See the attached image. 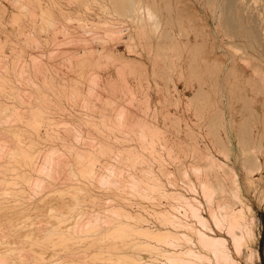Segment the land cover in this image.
I'll return each mask as SVG.
<instances>
[{
  "label": "rangeland",
  "instance_id": "374dc122",
  "mask_svg": "<svg viewBox=\"0 0 264 264\" xmlns=\"http://www.w3.org/2000/svg\"><path fill=\"white\" fill-rule=\"evenodd\" d=\"M42 1H43V3L45 2V4H47V2H49V0H42ZM56 1L58 2L59 7L55 6L54 11L58 16H60L59 15L60 14L59 9L61 10V8L65 9L64 11H66V12H67V10L69 11L68 15L72 16V17L70 16V18L73 19V16H74V19L71 22H70L71 19H67L68 20L67 21L64 18H62L63 25H62V23L58 24L59 27L63 26L62 27L63 29L67 28L66 31H68V33L65 32V29H64V31L62 30V31L56 33V35L53 32H47L46 31L47 32L46 33L44 31H42V32L38 33V36H36L37 33L35 36L31 35L32 36V38H31V36L29 35L30 34L29 32L31 31V29L33 27L31 21L30 20L28 21L27 19H23V20L21 19L20 21L19 20L16 21L17 24H15V22H12V21H15V14L13 12H15L16 14H19L20 11H18V10H20V8L18 10H16L18 7L15 4H12V3L10 4V3H8L9 1L7 2V0L6 1L0 0V4H6L8 6V8L6 6L5 12H2V13L0 12V17L2 15V18L0 19L1 20L0 24L1 23L5 24V25L1 24V26H0V38L2 40L8 38L7 46L4 49L5 52L3 53V55H0L2 57V58L0 57V60L1 59L5 60L4 58H6V55H7L6 59L9 61L13 60L14 58H16V60L19 58L18 60H21V61H24L25 59H29V58L31 59V57L32 58L33 57L39 58L40 54H42L39 51L44 50L41 52H44L43 56L45 55L44 56L45 58H43L42 55H41L42 58L41 57L40 58L42 60H45L44 63L46 65H49V63H51L50 60L52 59V56H54L53 58L55 60L53 59L52 63L55 66H57L58 72L56 71L57 69L54 65H53V67H52V65H50L51 66L50 68L53 70V72H51V73H55L54 75H56V73L58 74V76L56 75V78L58 79V81L61 82L62 80L64 81V79L67 81L68 79L71 78L68 81L69 82L71 81V83H73V78H76V76H74L76 72L75 71L72 72L70 66L75 65L73 63L77 62V58H76V60L74 59L75 61L73 60V58L78 57V56L74 57V55H76L78 53L83 54V52H84V50L82 52V49H84L83 46H84L85 42L82 43L84 40L81 41L83 46H81V43L79 42L80 39L82 38V37L80 38V35L81 36L83 35L85 38L88 37L87 39L89 40V42H87V43H89V44L92 43V45L97 48V50H95V48H93V46L90 44L91 49L93 48V50L96 51V54H97V57H96V55H94V58H93L94 61L92 60L93 62H95V65H96L98 59L102 60V61L99 60V62L101 61V63H104V64H105V62L107 63L106 59L104 60V51L106 49L107 50L105 51V53H107V54L109 53V51L110 52L112 51L114 54L115 53L118 54V59L115 61L113 58L115 55H112L111 53H109V56H110V54L112 56L111 61L114 62V65L116 63V66H118L117 65L118 63H121V62L123 63V61L127 62V60L128 61L132 60L130 62H133V59H134L135 63L139 62L138 64L144 65L147 69V71H146L147 72V78L143 77L144 90L143 89L141 90V88H139L136 91V93H137V100L136 101L138 102L137 103L138 106H134L135 108L133 107L132 103L129 104V102H126V100H124L125 102L123 101V103H122V101H121L122 98L118 100V98L120 96L121 97L124 96L123 93L120 94V93H117L119 91H117V92L114 91V93H116L115 94L116 97L113 96V94H114V93L112 94L113 91L111 90L112 91L111 92L108 89L109 83L107 84L108 86L105 84V83H107L106 80L100 81L99 83H103V84L98 83L99 87H98V89L96 88V90L100 92V90H102L100 88L101 86H103L104 84H105V86H107V87L104 86V88L102 87L103 90L101 91V94H103V97L105 96V98H102V96H100V100H99V99H97V97L99 98V96H97L96 94H94V96H96L94 98L91 95H93V93H96L95 90L93 91V88H95V86L97 87V85H96V83H94L95 86L93 85V87H92V85H91V87H92V89H91L90 84H92V83H90L87 80V78H83L84 80H87V82H88L87 86L85 83L86 81L84 82V80L82 79V81L85 84L82 82L81 83L82 86L80 89H84V90H82L83 91L82 95H84L83 93L86 90L85 93L87 94V91H88V94H90V97H92V98H90L89 95H85L88 97V99L89 98L92 99L88 103V105L91 104V105H89L90 107L89 106L85 107L88 110L85 109L84 107H82V105L79 103L70 102L67 97H63L60 100V102L58 104V105H60V107H56L53 104L51 106H53L54 108L56 107V109H54L53 113L56 114V117L58 120H65L69 123H75V124L77 123L75 125V127L81 126L82 129H81V127H80V129H81V132L83 131V134L89 135V132H90V135H92V137L93 136L94 137L98 136V138L101 137L102 141L106 140L104 142H106V143L108 142L107 145L109 143H111V146L110 145L109 146L114 148V150H113L114 153H115V151L122 150V149H120V148H122V144H123V150H124V148L128 147L126 145L127 141L124 139V137H126V136L123 137L122 134L124 132L128 133V130L127 131H125V130L130 128L131 126H129L127 128L126 127L123 128V129H125L123 131H121L122 129H112V131H110L111 129H109V131L107 129L108 133L109 132L111 133L110 135L108 133H106L107 135L105 133H100V135L98 134L96 136V134L98 133L97 127L95 128L94 125L92 126L91 122L90 123L85 122L86 123L85 124L84 123V121H85L84 119H86V118H84L85 115H86V117L89 116L90 119L97 117L96 120L99 119V121H102V119L100 120V118L103 117L104 114L105 115H104L103 119L104 118L106 119L108 116L110 118V115L113 114V112L115 113V111H113V109L115 108L114 106L117 105L116 108H118V107H120L121 104L124 106L125 103H127L128 105L127 104L126 105L130 106V110L132 109L134 111L135 115L137 114V115H139V117L141 115L142 117H144L146 123H149V124H151V126H154V127L156 126L157 128L163 130L165 133L164 136H167V138L169 139V143L170 144L174 143V152L168 151L162 145V141L159 140L160 137H158V136H156L158 138V140H157V138L154 137L155 138V145H153L151 150H149L151 147V144H150V146L149 145L146 146V144H147V141H148V144H149V142H151V141H149V139L151 140L150 137H147L148 140L147 141L144 140V143H140L141 141L138 140V138H139V136L137 135L138 133H136L134 135L135 132L132 130V127H131V129H129V131L131 130L132 132H134L133 134L131 132L132 137L129 134L124 133V135H127V137H126V139L128 138L127 140L133 141V139L130 140L129 137L134 138V141L133 142L131 141L132 143L131 142L127 143L128 145L131 144L129 146V148L131 146L133 148L136 147L134 149L136 151H138L137 155L140 154V156H142V157L132 156V157H139V158H135L136 161H137V159L139 161L134 162V163H137V167H133L134 169L130 165L134 161V158H131L128 156H127L128 158H126L125 155H122L124 158L122 156L120 158H118V157H116V155L112 154V152H108L105 154L102 153L103 155H101V152L92 148L93 146H87L88 144H91V145L93 144V142L89 143L91 141L90 139H88L89 142L85 139V141L83 140V142L81 143L80 141L77 142L78 139H76L77 141L74 139L73 134H71V137H70V135L67 137L70 138L69 141L71 140L75 144L77 142L76 146H78L80 148L85 147L86 151L88 149L92 152L94 151L95 154L94 153L93 154L96 156V158L99 157V154H97L96 152H99L100 157L96 160V168L100 172L104 171L103 172L104 174H109L108 173L109 172L108 167L106 168L104 165H108V163H109V165H111L112 163H115V160L117 158H118L117 160L119 161V164H117V161H116V163H115V164H117L116 170L122 169L121 167H123L124 169H122V171L124 173H127V175L129 174L128 176H130V174H131V176H130L131 178L134 176V174H136L135 176L138 179H140L141 177L142 178L145 177L144 175H146V173H145L144 168H148L150 166L151 167L150 169L155 176L153 174L148 173V175H146V177L149 180L151 179L152 176L155 177L157 180L159 179L160 184L161 185L163 184L162 188H164L163 190L165 192H164V195H163V193H160V195H159L158 191L153 190L154 192H152V194H153V196L155 195L153 197V200H151L152 196H149L148 192H147V196H149V198H145L146 194L144 195V192L141 191V188L145 189L148 187L145 186V188H144V185L142 184L143 182H141V184H140L141 187L139 186L138 189L135 188V190H137V191H135L133 188H132V190H129L131 187L129 188L128 186H126V187H128V189L126 187H124V188H126V190L122 188V191L123 190L126 191V192L123 191V193L127 195V198H124L125 195L122 194L121 185L123 186L125 182L127 184V182H129V180H131V179L127 178L126 174L123 175L124 176V179H123L124 181L122 182L123 184L121 183V185L119 186L120 183L119 184L115 183V184H118L117 186H119L118 190L116 189L117 186L114 183H113L114 188H113V186H111L112 183L110 185L108 183L107 186L110 187L109 189H103V188H108V187H105L106 184H104V187H103V185H102V187L101 186L98 187L100 184V182L98 180H97L98 182L94 180L97 183L91 182L90 184H94V185H92V187H89L88 183L87 184L83 183V181L85 182V180L83 177H82L83 178V180H82L80 176L77 179L75 178V180H73V182L74 183L77 182V184H76V186H75V184H74V186L72 185L73 186L72 187L71 185L68 186L64 183L66 180L65 181L62 180V179H65L66 178L65 176L68 175V173H67V175L64 174V172L68 170L67 168H65L67 170L63 169L65 171L64 172L62 171L63 175H61L62 176V179H60L61 183H59V184L56 183L55 185H52L51 188L47 187L44 189L45 191L42 188L41 190L38 191V194H37V191L34 190V191H36L35 193L37 196L35 195V193H34V196L32 195L33 189L30 188V186H29L28 190L30 189V191L28 192L26 189L25 190L26 194L21 199L15 200L14 195L10 191L11 189L9 190V189H5V188H0V194H3V191L6 192V194H7V195H5V193H4V195L2 196L3 198L1 199V200H3V204L0 207V210L2 211V212L0 211V226L2 224V229L5 231L2 232L1 227H0V238L2 239L3 238L2 236H4L3 233L7 232V230H8L7 226L8 225H15L18 228V230H17V228L15 229L16 231L13 230L14 232L11 231L13 234H15V236L13 234H11L12 236L11 235L5 236V240H10V241L13 240V241H11L12 243L15 240H16L15 243H17V241H19V242L22 241L21 235L24 236V234L26 233V229H28V228H30V231H32L31 233L33 234V236L37 235L36 238H41L43 235L40 231H45L44 226H45V229H46V227H49V226L52 227L53 226V224H52L53 221L51 222L49 219L50 215H52V213H51L52 211H50L51 209L52 210L54 209L55 213L60 210L59 212L61 213V216H58V218L60 217L59 225L61 224V226H65V225H67V223H70L71 221H73V223L71 222L68 225L71 226L74 224L73 226L75 228L76 226L78 227L80 225V223H83L84 220H85L84 222H86V219H87V221L93 220V219L95 220L96 218H94V217H96V215L94 216V214H92L93 219H89V220H88L89 216H87L88 212H90V211L92 212L94 210L96 211V212L94 211V213L97 214L98 217L100 216L99 215L100 213H101L102 217L103 216L105 217L107 215L106 216L107 218L105 217L107 220L101 218V220H103V222H106V221L112 222V220H114L115 223L118 221L121 222V218L124 215L119 216L121 218L118 219V221H115V219H113V218H115V216H117L116 214H114V212H115L114 210L111 211V209H109V208H111V205H113L112 208L113 207H116V209L117 208L120 209L121 207L126 208V209L121 208L120 210H124L125 213H126V211H130V212H128L129 214H135V215L141 216V218H143V219L140 218V220H138L139 221L138 225H139V227L144 226V228L141 227L144 230H146V228L148 227L147 228L148 231H151L153 229V231H151V232L153 233V232H155L154 230H156L155 233H157L159 231L160 232L165 231L166 228H167V230H169L172 227L173 229H170V231L173 230L172 233H175V230H176V233L180 230L182 231V233L184 232V234H179V232L177 233L180 235V238L182 237L181 238V241H182L181 247L182 248H180L178 246L180 249L177 246L175 249L174 247H172V245L170 243H168V245H166L165 242H162V241L158 242L157 238L154 237V235H153L155 233L148 235V237H147V235H145L146 237H143L142 234L141 235L139 234V236L138 235L134 236V239L136 241H138V242L142 241V244L144 241V243L146 242V243L150 244V246L147 244H146V246L145 245L143 246L142 244L140 246V244H137V243H133L132 245L131 244L126 245V244L133 242V241L127 242V243L122 242V241H118V242H121L122 246L126 247V248H122V246H120L121 245L120 243H119L120 245H118L116 247L118 249L116 251H118L119 253L121 252L122 255H125V256H123V258L121 257V254L119 255V257L122 259V261H119V262H121V264H198V262H199V264H201V261H199L200 257L197 258L195 256L196 259H198V262L197 261L195 262L194 261L195 257L193 255L192 256L194 258L191 256L192 257L191 259H193V260L189 261L188 257H190V256L187 254L188 255V257H187V255L185 256L184 254H182L188 248L195 247L194 245L197 246V244H194L192 246L193 243L191 242V244H190V241H189L190 237L194 235L192 230H190L189 228L184 227V226H180V225L173 226L174 224H171V223L169 224V222H167L166 220H163V218H164L163 215L168 212V210H165V209H169V210H171V211H169L170 213H173V214L175 212L178 213L177 214L178 216L175 218L176 220H178L179 216H180L179 217L180 221L188 220L189 219L188 216L183 217L180 215V214H182V207L180 205H179L180 207L177 206V204L179 202L180 203L184 202L186 200L185 198H187L189 200H191V199L200 200L201 204L203 206L202 208L204 210L208 206L207 202H206V198L205 199L203 198L204 193L202 191V188H200L201 186L199 187V185H200L199 181L201 178L200 175L203 176V173L197 172V174H196V172H194L192 170V169H194V168H192V164H196L197 166L202 165L201 169L205 171L206 167L204 168V166H203L206 163V159H207L205 157V152H206L205 149H206V145H210L211 151L213 152V154L216 155L218 162H220L219 165H216L217 169H215L214 172L217 171L219 173L218 177L220 179L224 180L225 185H226L225 187L227 188L225 191H223L221 193L218 192V194H222L223 196H226V197H223L222 200L223 201H230V203L233 204V207L236 210H239L242 208V210H241L242 215L244 216V218L247 221L249 220V222H250V228L251 229L249 228L247 230L251 231L252 233L248 232L249 233L247 236L248 238L242 247L243 252L240 253L241 252L240 251L239 255L237 253H235L236 261L237 262L239 261L238 264H264V104H263V102H264V78H261L260 76L254 74L252 67L250 65H248L246 62L247 59H245V62H244V57H246V53H244V52H252V53L256 52L258 54V52L256 50H254L255 48L264 52V46L251 43V38L248 35V31H250L254 27H260V28L262 27L261 29L264 31V0H249V1L248 0H212V3L209 2V0L208 1L207 0H160L161 6H164V9H163L164 21L162 23H163V27H165V29L167 31V35L164 34L163 36H160L157 31L155 32V28H154L155 25L152 21L151 22L146 21L147 24L149 22L150 23L148 25H146V29L144 30V34L139 36L137 31L134 29V27L137 25V24H135L136 22H133V20H131V18L129 16V11L127 9L120 8L116 5L117 0H115V1L114 0H109V1L104 0L106 2L105 9H103V7H101L94 0H92L93 2L90 0H84V1L83 0H56ZM133 1H135V0H133ZM146 1L151 2V3L153 2V0H146ZM10 2H11V0H10ZM50 3H51V0H50ZM87 3L89 4V7H87L85 5ZM113 3H114V5H113ZM110 4H111V6H110ZM228 5L231 6V9L229 8ZM13 6L14 7L16 6V9ZM30 9L34 11V9H32V7H30ZM228 9H230V11ZM6 12H8V13H6ZM70 12H72V14H70ZM4 13H6V14H4ZM253 13H254V15H253ZM32 15H35L36 17L35 16L34 17L38 20L37 14H32ZM232 16H233L234 20H232V22L229 23L228 19L232 18ZM257 16L259 18V22H258ZM25 18H27V17L25 16ZM78 18L80 21L78 20ZM6 19H7V21H6ZM199 19H200V22H199ZM102 20H104L103 21L104 24H103V22H100ZM106 22L111 23V25L113 26L112 28H115V29L119 28L118 30L121 29L120 31H122V32H121V38L120 39L112 38L110 36L106 37L108 35V33H107L108 28L107 27L109 26L108 24L105 25ZM207 22H209V23H207ZM95 23H97V24H95ZM99 23H101V24L99 25ZM66 24L68 27L66 26ZM152 24H153V26H152ZM196 24H198L197 25L198 27L201 26V27H205V29H207L206 35H207L208 39L210 40L209 45L201 47V48H203L202 52H204V51L209 52L212 49V53H210L209 58L215 59L213 54H214V52H216L219 55V58L222 59V64L210 63V65H207L205 62H202L201 68L200 67L198 68V70L200 72H197V73H199V74L197 75L196 71L193 74V73H191L192 67L190 66V58H193L195 55L193 53L187 52L186 57L184 59V63H182V64H184V70H185L186 74L184 77H180L179 71L177 70L178 68H174V66L171 63V60L173 59L171 56L176 51L175 50H174V52L171 51L172 48L170 46H171V43L173 42V39H172V37H170V35L172 33H174V34L181 33V32L185 33L184 31L187 29L188 31H190L191 40H194V38H195L194 29L196 27ZM18 25L24 27V30H23L24 33H22V35L18 34V33H20V31L17 29V27H19ZM4 26L7 28H5ZM64 26H66V27H64ZM98 26H100V27H98ZM104 26H105V28H104ZM110 26H109V28H110ZM148 26L150 27L151 30L149 29ZM94 27H96L95 32H93L94 31L93 29H95ZM97 27H98V29H97ZM201 27H199L200 30H202ZM226 27L228 28V31H227ZM90 28H92V29L90 30ZM100 28H102L101 31H100ZM103 28H104V30H103ZM89 30L92 31V32H90V34H89ZM105 30H107V31L105 32ZM69 31L71 33H69ZM63 32H64V34H63ZM96 32H99V33L102 32V34L104 32L105 34L107 33V35L96 34ZM134 32H135V35H134ZM91 33L95 34L96 36L101 35V37L104 38L103 41H102L100 36L99 37L97 36V37L91 39V37H94V36H91ZM39 34H40V36H39ZM71 34H73V35L76 34V37L74 36L75 38H77L79 36L77 38L78 40L77 39H74L75 41L73 39L70 40L69 38L73 37V35L71 36ZM227 34H229V35H227ZM66 35L69 38L68 37L66 38ZM168 36L170 38H168ZM28 37H30L32 39V40L30 39L31 42L34 39H36L38 42V38L40 37L39 42H38L39 46H38V43L36 42V40H34V43L32 42L33 46H30V45H32V43L30 44L27 41L29 39ZM33 37H34V39H33ZM52 37L55 39V41H57V42L60 41V44L57 42L54 44L55 41L52 39ZM89 37H90V39H89ZM105 38H107L108 40L107 39L105 40ZM65 39H67V41H69V42L72 41L73 44L72 43L68 44L67 41L65 42ZM62 40L66 45L62 42ZM130 40H132V41H130ZM40 41H42V43ZM101 41L103 43H101ZM106 41L107 42L109 41V42L106 43ZM228 41H232V42L236 43L238 45V47L240 46V47H242V49L239 48L240 51L239 50L237 51L238 48H235V47H234L235 49H232L231 45H228L227 43H225ZM75 42L77 44L79 43L80 46H79V44L76 46ZM104 42H105L106 47L104 45ZM132 43L136 44V45H133ZM34 44L35 45L37 44V46H34ZM61 44H63V45H61ZM89 44H87V45L90 46ZM53 45H55V46H53ZM59 45H61L62 47H60ZM103 45H104V49L106 48L105 50L103 49V47H101ZM232 45H234V44H232ZM50 47L51 48L53 47L52 48L53 50ZM56 47H58L57 49L63 48V51L60 49H59L60 50L59 52H58V50H54ZM80 47L82 49H80ZM164 47L166 48V50H164ZM48 48H50V49H48ZM70 48H73V51H76V49H77V52H78V53L72 52L73 53L72 59H71V54L66 52L67 49H68V51L69 50L71 51L72 49H70ZM101 48L103 49L102 52H101V50H102ZM169 48H170V50H169ZM161 49H163V50L161 51ZM167 49H168V51H167ZM49 50H51L54 53V55L50 54V56H49V54H47L49 52L51 53V51H49ZM15 51H19L23 57H16ZM38 52L40 54H38ZM61 52L63 53L62 54L63 57L61 56V54H59ZM97 52H99V53H97ZM100 52H101V54H100ZM239 53L241 54V56L243 55L242 56L243 60H242V57L239 56ZM32 54H34V55H32ZM68 54H70V56ZM94 54H95V52H94ZM98 54H100V56ZM36 55L39 57H36ZM64 55L65 56L67 55L68 58L65 57ZM200 55H201V53H200ZM200 55H198V57ZM106 56L107 55H105V58H106ZM162 56H163V58H162ZM169 56H170V58H169ZM79 57H80V55H79ZM79 57H78V59H79ZM115 57H117V55ZM46 58H48L47 60L49 62H47ZM65 58H66V60H65ZM69 58L72 60V62H71V60H69ZM121 58H122V60H121ZM95 59H97V60H95ZM109 60H110V58L108 59V63H107L108 67L106 68L105 66H103L104 65L103 64V65H101V66H103L101 68V70H103V71L105 70V74L108 77H110V76L116 77V75H117L116 69L117 68L115 69L116 66L114 67V65H112L113 62H111V65H109L110 64ZM9 61L5 60L4 61L5 63L0 61L1 62L0 72H2L4 70V68H2V67L6 68L2 72L3 73L2 76L5 74L6 70H7L6 73H8V72H10V73L5 74V75L10 76L12 79H13L12 74H14L16 79L14 78L12 82H11V79H9V82H11L13 85H15V84L19 85L18 90H23L25 88L23 90V92L26 93L25 95H26V97L28 96L27 98H29L30 96L33 97L35 95L34 94L35 88L31 85L28 86L25 79H24L25 81H22L23 79H20L19 76L16 75L17 71H16V73H14L13 70H9V68H7L10 65L8 63ZM17 61H16V63H17ZM69 62H70V65H69ZM261 62L262 61L254 59L252 61V64H254V63L255 64H261ZM2 63L6 64L7 66L2 65ZM19 63H20V61H19ZM66 64H68L69 66ZM169 67H170V69H169ZM64 68H65V71H64ZM18 70H19V68H18ZM115 71H116V73H115ZM0 75H1V73H0ZM62 75H64V76H62ZM8 76H4L6 81H8L7 80ZM59 77H60V79H59ZM108 79H109L108 80L109 82L111 80H114V79H110V78H108ZM14 80L16 83L14 82ZM63 81L61 83L64 85L66 83V81L65 82H63ZM68 81H67V83H68ZM104 81H106V82H104ZM147 81H148V83H147ZM200 82H206V83H204V87L208 90L209 95H207L206 93L205 94L203 93V96L202 95L198 96L199 95L198 91L201 89ZM187 83H189V84L191 83L190 86H187ZM24 84H26V86H24V88H23ZM83 84H84V88H83ZM173 85H174V87H173ZM20 87H21V89H20ZM145 87H146V89H145ZM174 88H175V90H174ZM29 90L34 91V92L33 93L27 92ZM89 90L93 91V93L91 94V91L89 93ZM105 90H107V92L108 93L110 92V93L109 94H107V92L105 93L104 92ZM97 94H99V93L97 92ZM145 94L147 96H145ZM106 95L107 96L110 95L111 98L113 97V99L112 100H111V98L108 99L109 97L107 98ZM114 97H115V99L120 101L119 105H118V103L117 104L114 103V100H115ZM2 98H4V96H2ZM6 99H8V101H10L11 103H14V101H17V99H15V98H6ZM93 99H95V101L103 100L102 103L101 102H95V103L93 102L94 104L98 105L99 108H101V106H106L105 101L107 99L109 101H113V102H111V106L113 104L114 108L109 107L110 102L108 101L109 105L106 106V108H104V112H103L104 114L102 115V111H103L102 109L103 108L101 109L102 111L99 108H97V110H95L96 105H94L91 102V101H94ZM123 99H124V97H123ZM117 100H115V102H117ZM175 100H176V102H175L176 105H174ZM146 101H148V103H146ZM28 103H29V101L27 103H24L23 105L28 106ZM15 104H20V103L17 101V102H15ZM131 105L133 108L131 107ZM134 105H136V103ZM145 105H147V106H145ZM91 106H93L94 108H91ZM144 106H145V108H144ZM255 106H258L259 113H253V108ZM148 107H150V108H148ZM116 108L114 110H116ZM146 108L149 110H147ZM92 109L94 110L93 112H92ZM128 109H129V107H128ZM90 110H91V112H90ZM106 110H107V112H106ZM132 110H131V114L133 113ZM87 111H89V112H87ZM109 112H111V114H109ZM100 114L102 116L99 117L98 115H100ZM91 115L94 117H91ZM136 116L134 117V119H136ZM142 117L140 119L143 120ZM109 118H107L106 120H108ZM138 118L134 121H137ZM178 118H181V119L179 121H176L175 119L178 120ZM92 120H95V119H92ZM78 123H80L81 125ZM82 124H84V125L82 126ZM78 129H79V127H78ZM84 129H85V131H84ZM88 130H89V132H88ZM117 130H120V131H117ZM92 132H94V133L97 132V133L94 134ZM120 132H121V134H119ZM113 135H114V138H113ZM115 135H117V137ZM121 135H122V137H121ZM109 136L113 139L110 138V140H109ZM133 136H136V137H133ZM151 136L153 137V135H151ZM120 137H121V139H120ZM40 138H41V140H43V142L40 143V145H42V146L45 145L46 143H48V145L50 143H52V141L50 142V140L47 139V138L51 139V137H46V132H45L44 126L41 127ZM135 138H137V141H135ZM141 138H140V140H141ZM218 138H219V140H218ZM57 140L58 139H56L55 142H58V146H60L61 142H59L60 140H58V141ZM107 140H109V141H107ZM113 140H114V142H111ZM221 140L223 141V143ZM158 141H160V142H158ZM220 141H221V145H220ZM134 142H137V143L134 144ZM159 143L161 146H163V148L161 146L159 147ZM194 143L196 144V146H199V148H200L198 151H196V153L194 152ZM217 143H219V144H217ZM117 144L118 145L121 144L120 146H118L119 147L118 149H116ZM157 144H158V146H157ZM138 146L139 147L141 146V149L145 148L143 152H145V150L148 149L151 152V154L154 153V154H152L153 156L152 155L150 156V152L148 150H146V152H145L146 156L144 153V157H143V155H141V154H143V152L140 151V148ZM137 147L139 150L137 149ZM221 148L223 150H225V152H226L225 154L224 153L222 154L219 152V150ZM61 151L63 152V149ZM155 151H156L157 155L155 154ZM110 153H111V156L109 157ZM67 154H68V158H67V155H66V158L68 160H70V159L75 160L69 152ZM158 154H159V156H158ZM69 155L72 158H70ZM113 157H116V158H113ZM253 157L259 158V160L261 161V163L263 165L261 166L260 170H254L252 172L250 170V172H251L250 173L248 171L249 169H247V166L249 167V164L251 163L250 160ZM110 158L114 159V161ZM121 158H123V162H122ZM148 158H151V159L148 160ZM126 159H127V163L125 162ZM129 159H131V160H129ZM152 159H154V161ZM155 159H156V161H155ZM68 160H66V161H68ZM129 161H130V164H129ZM248 161H249V163H247ZM121 162L124 165L120 164ZM118 165H120V166H118ZM128 165H129V167H128ZM104 167L108 170H106V169L104 170ZM136 168H137V170H136ZM141 168H143L144 170H141ZM146 170H147V172H151L148 169H146ZM183 170L184 171L187 170V173H186L187 175H185L184 172H182ZM106 171H107V173H106ZM118 171H121V170H118ZM12 172L14 173V171H12ZM198 173H200V174H198ZM174 182L176 185L174 184ZM96 184H98V185H96ZM14 185H17V186H14ZM14 185L13 184L9 185V188L15 187L18 190H20V188L23 187V185H24L23 188H25L26 186L28 187V185L25 183L24 184H14ZM77 185H79V186H86L87 185L86 187L90 188L89 193L90 194L92 193L91 195H94L97 199L94 196L92 198V197H89L88 195H86L84 190L74 188V187H77ZM193 185L195 187H193ZM42 190H43V192H41ZM146 190L151 192L152 189H150V190L146 189ZM166 190H167V192H166ZM116 191L117 192L120 191L121 193L119 194ZM177 191H179V192H177ZM139 192L141 194V197L139 195ZM201 192H202V194H201ZM75 193L81 194L83 196L82 199H84V198H86V199L81 200V201H80L81 197L76 199V197L74 196ZM137 193H138V195H136ZM30 194L32 196H30ZM116 194L118 197L116 196ZM121 194L123 196L119 197ZM218 194H216V195H218ZM8 195H10V196H8ZM81 195H79V196H81ZM85 195H86V197H85ZM142 195H144V197H142ZM157 195H159V196L156 197ZM162 195H163V197H162ZM178 195H180L182 197H180ZM98 196H99V198H98ZM167 196L171 197L172 199L171 198L169 199V197H167ZM174 196H176V197H174ZM183 196H185V197H183ZM27 197H29V198H27ZM101 197H102V199H100ZM128 197H129V199H128ZM7 198L10 200H7ZM108 199L113 200V201H110ZM176 199H177V201L179 200V202H176ZM104 200H105V203H104ZM106 200H107V202H106ZM72 202H74V203H72ZM17 203H18V207L16 206ZM115 203H117V206L115 205ZM92 204H94V205H92ZM105 205H106V207H105ZM118 205L119 206L123 205V206L118 207ZM53 206H55V208H53ZM76 206H78V207H76ZM173 206H175L176 208ZM24 207H25V210H24ZM248 207H249V210H247ZM27 208H28V210H27ZM49 208H51V209L49 210ZM56 208L58 209L57 211L55 210ZM79 208H80V210H79ZM174 208L177 209V211H172V210H175ZM83 209H86V213H85V210L83 211ZM48 210L51 214L48 213ZM179 210H181V211L179 212ZM82 211L85 213V215L86 214L87 215L85 216L83 213L80 214V212H82ZM36 212H37V214H36ZM39 212H40V214H39ZM112 212H113V217L111 215ZM159 212H161V215L163 217L160 215ZM162 212L164 214H162ZM115 213H117V212H115ZM176 213H175V216H176ZM183 213L185 214V212H183ZM48 214H50V215H48ZM82 214L84 215L83 218L79 219L82 217ZM103 214H106V215H103ZM184 214H182V215H184ZM22 215L30 216V217L25 216V217H27V219L25 218L26 219L25 221L27 224L34 222L33 226L31 223V225H30L31 227L26 226L28 228H26V229H25V227L23 228V225L25 226L26 223L25 222L22 223V221L24 219L23 217H21ZM37 215L38 216L42 215V216L36 217ZM63 215H64V217H63ZM89 215H91V213H89ZM109 215L112 217L111 218L112 220H110V219L108 220V218H110ZM169 215L170 214H168L167 216H169ZM52 217H51V220H54L55 218L57 219V216L53 215ZM65 217H67L66 218L67 222L64 221ZM61 218L63 221H61ZM89 218H91V217H89ZM19 219L22 223L21 227L25 230H23L20 226H19L20 228L18 227V225L21 224ZM41 219H42V221H41ZM48 220H49V222H48ZM74 220H75V222H74ZM79 220L80 221L83 220V221L79 223ZM116 220H117V218H116ZM126 220H129V218L127 216H124L123 222L127 223V222L131 221V219L129 221H126ZM12 222H13V224H12ZM14 222H17L18 225H16V223L14 224ZM39 222H42V223H39ZM54 222H55V220H54ZM58 222H59V220H58ZM58 222L56 220L55 225H57ZM62 222H63V224L64 223H66V224L63 225ZM133 222H136V221H133ZM249 222H248V226H249ZM75 223H76V225H75ZM78 223H79V225H78ZM83 224H84L83 227H85L86 224L85 223H83ZM198 224L199 223L196 224V222H195V225L197 227H200V225H198ZM5 225H6V227H5ZM99 225L101 226V224H99ZM103 225H104V227H105V225L107 227L110 224L108 225V223L107 224L103 223L101 227L104 229ZM73 226H72V228H73ZM100 226H98V227H100ZM168 226H169V228H168ZM81 227L79 226L78 228H81ZM149 227L151 228L150 230H149ZM174 227L175 228L177 227L178 229L177 228L174 229ZM33 229L35 230L34 233H33ZM47 229L49 230L50 228H47ZM73 229H72V231L77 230V228L74 230ZM81 229H83V228H81ZM81 229L77 230V231L80 232V231H82ZM93 230H95V229H93ZM98 230H99V228H98ZM18 231L20 233H22V232H25V233L24 234H18L19 233ZM28 231H29V229L27 230V233L30 232V231L29 232ZM84 231H86V230H84ZM181 231H180V233H181ZM47 232L48 231L44 232V236ZM79 232H77L78 234H75V235H78V237H80ZM87 232H89V231H87ZM37 233H39L41 235H39ZM93 233L94 232L89 234L92 236L90 238H89V236H87L88 233H85L86 234L85 236L88 237V238L87 237L86 238L89 240L90 239H93V240L99 239V237L98 238L95 237L96 233H95V236L92 235ZM185 233H188L187 234L188 236L190 235L188 241L185 240L183 237L186 235ZM222 234L225 235L226 232L222 231ZM250 234H251V236H249ZM80 235H81L80 238H78L76 236L77 242L75 241V238L70 240L69 244L72 243V245L70 244L68 248H65V245H62L59 243L55 246H53V245L51 246V244H52L51 243L50 244L51 247L48 246L49 250H47V248L44 249V256H46L47 259H49L46 261L51 262L52 264L53 263L54 264L55 263L60 264L61 262H62L61 264H114V261H112L111 259H109L107 257H105V258H103L104 256L103 257L98 256L99 258L97 257L96 254H98L100 249L97 251H96V249L99 247V245H101L102 242H99V244L96 243L94 247L88 248L85 246V239L83 237L84 236L83 231L80 232ZM181 235H183V236H181ZM226 235L225 236L228 239H231L228 234H226ZM17 236H19V237H17ZM39 236H41V237H39ZM6 237H9V238H6ZM54 237H56V235ZM152 237H154V238H152ZM185 237H186V239H188L187 236H185ZM79 239H80V241L78 242ZM184 242H187V244L186 243L184 244ZM15 243H14V245H15ZM104 243H106V242H103L102 244H104ZM123 243L125 245H123ZM25 244L27 246L28 243H25ZM134 245H135V247H134ZM153 245L155 246L154 252L152 250V249H154ZM187 245L188 246L190 245V246L188 247ZM119 246L121 248L120 249L121 251L119 250ZM157 246L160 248V250L157 248ZM27 247L29 248V246H27ZM33 247L35 249H39V247H37V245H33ZM145 247H146V249H145ZM171 247L173 248V251L179 250L178 252H180L183 250L181 252V254L183 255L182 257H187L188 260L186 258H185L186 260L184 258L180 260V258H181L180 257L176 261V258H174V257H171V256H169V258L165 257L164 255L168 256V255L175 253V252L173 253ZM94 248H95V250H93ZM162 248H164V249L162 250ZM185 248H187V249H185ZM197 248H198V250H201L200 247H197ZM53 249L59 250V251H56V252H59V254H56V252H54ZM51 250L53 252V255L56 254L53 257L50 256L52 253L49 254ZM83 250H85V251H83ZM123 250H126V251H124V253H126V254L122 253ZM249 250L251 251V253ZM155 251H156V253H157V251L160 254L162 253L161 256H160V254L158 256V253L156 255ZM80 252H82L83 255ZM107 252H109V251H107ZM118 252H116V254ZM163 252L166 254H164ZM168 252H170V253H168ZM30 253L32 254V253H34V251H32V252L30 251ZM103 253L105 254L106 252H103ZM127 253H130L129 255L131 258H129V259L127 258ZM24 254H26V253H24ZM64 254H66V256ZM48 255H49V257H48ZM78 255H82V256L79 257ZM175 255H176V253H175ZM248 255H249V257L247 258ZM68 256H70V257H68ZM75 256H76V258H80V259L76 260ZM105 256L109 257V254L106 253ZM113 256L115 258H116V256H117V258H119L118 255L115 256V254H114ZM82 257H84V258H82ZM125 257H126V260H124ZM134 257H136L135 258L136 260L134 259ZM26 258H27V260H25L24 263H10V262H6L4 260L3 261L0 260V264H32V263L35 264V262L32 261L33 257H29V255H27ZM69 258H71V259H69ZM72 258H74V259H72ZM170 258H171V260L174 259L175 261L169 260ZM55 261H58V262H55ZM134 261H136V262L134 263ZM179 262H181V263H179ZM235 264H237V263H235Z\"/></svg>",
  "mask_w": 264,
  "mask_h": 264
},
{
  "label": "bare ground",
  "instance_id": "6f19581e",
  "mask_svg": "<svg viewBox=\"0 0 264 264\" xmlns=\"http://www.w3.org/2000/svg\"><path fill=\"white\" fill-rule=\"evenodd\" d=\"M2 1V0H1ZM6 1V0H5ZM9 1V2H8ZM84 1V0H83ZM90 1H92V0H90ZM95 2H97L101 7H103V9H105V7H106V2L104 1V0H94ZM109 1V0H108ZM115 1V0H114ZM113 1V2H114ZM208 1V0H207ZM249 1V0H248ZM7 2L8 3H12V4H15L18 8L16 9V6L14 7L16 10H18L19 8H20V10H18V11H20V13L19 14H16L15 12H13L14 14H15V21H12V22H15V24H17V22L16 21H20L21 19L23 20V19H27L28 21L30 20L31 21V23H32V29H31V31L29 32L30 34V36L32 35H36V33H37V35L36 36H38V33H40V32H42V31H44V32H53L55 35H56V33H58V32H60V31H64V29H65V32L66 33H68V31H66L67 30V28H62L63 26H61V27H59L58 26V24H60V23H62V25H63V22H62V18H64L65 20H67V19H71L70 20V22L74 19V16H73V19L72 18H70V16L71 15H68L69 13V11L67 10V12L66 11H64L65 9H63V8H61V10L59 9V15L60 16H58L56 13H55V11H54V7L55 6H58V2L56 1V0H51V3H50V0H49V2H47V4H45V2L43 3V1L42 0H11V2H10V0H7ZM93 2V1H92ZM209 2H211L212 3V0L210 1L209 0ZM252 2V1H251ZM111 3V2H110ZM115 3V2H114ZM114 3H113V5H114ZM112 4V3H111ZM111 4H110V6H111ZM208 4V3H207ZM87 7H89V4L87 3V4H85ZM116 5L118 6V7H120V8H125V9H127L128 11H129V16H130V18H131V20H133V22H136L135 24H137L135 27H134V29L137 31V33H138V35L139 36H141L142 34H144V30L146 29V25H148L151 21L154 23V25L156 26H154V28H155V32L157 31L158 32V34L160 35V36H163L164 34L165 35H167V31H166V29H165V27H163V21H164V15H163V9H164V6H161V4H160V0H153V2L151 3V2H148V1H146V0H135V1H131V0H117L116 1ZM212 5V4H211ZM252 5V4H251ZM6 4H0V12L2 13V12H5V10H6ZM214 6V5H213ZM229 6V5H228ZM253 6V5H252ZM30 7H32V9H34V11L33 10H31L30 9ZM59 7V6H58ZM208 7V6H207ZM212 7V6H211ZM7 8H8V6H7ZM209 8V7H208ZM229 8L231 9V6H229ZM230 9H228L229 11H230ZM262 9V8H261ZM211 10V9H210ZM211 12V11H210ZM6 13H8V12H6ZM6 13H4V14H6ZM32 14H37V16H38V20L35 18L36 16L35 15H32ZM70 14H72V12H70ZM79 14V13H78ZM121 15V14H120ZM229 15V14H228ZM253 15H254V13H253ZM14 16V15H13ZM25 16L27 17V18H25ZM35 16V17H34ZM34 17V18H33ZM72 17V16H71ZM2 18V15H1V17H0V19ZM6 18V17H5ZM129 18V17H128ZM257 18H258V16H257ZM245 19V18H244ZM14 20V19H13ZM78 20H79V18H78ZM108 20V19H107ZM232 20H234L233 19V16H232V18H229L228 19V21H229V23L230 22H232ZM1 21V20H0ZM6 21H7V19H6ZM68 21V20H67ZM80 21V20H79ZM104 20H102V21H100V22H103ZM110 21V20H109ZM146 21L148 22V21H150L148 24L146 23ZM3 22V21H2ZM24 22V21H23ZM199 22H200V19H199ZM204 22V21H203ZM258 22H259V18H258ZM9 23V22H8ZM207 23H209V22H207ZM2 24V23H1ZM1 24H0V26H1ZM7 24V23H6ZM95 24H97V23H95ZM101 23H99V25H100ZM103 24H104V22H103ZM111 25V23H105V25ZM124 24V23H123ZM239 24V23H238ZM237 24V25H238ZM244 24V23H243ZM2 25H5L4 23L2 24ZM82 25V24H81ZM121 25V24H120ZM198 24H196V27H195V29H194V36H195V38H194V40H191V37H190V31H188L186 28V30L184 31L185 33H177V34H174V33H172L171 35H170V37H172V39H173V42L171 43V48H172V50L171 51H173L174 52V50L176 51L174 54H172V60H171V63H172V65L174 66V68H178L177 70L179 71V74H180V77H184L185 76V74H186V72H185V70H184V64H182V63H184V59H185V57H186V53L188 52V53H193L195 56L193 57V58H190V66L192 67V72L191 73H195V71H196V74L198 75L199 73H197V72H200L199 70H198V68L200 67L201 68V64H202V62H205L207 65H210V63H214V64H222V59L221 58H219V55L216 53V52H214V57H215V59H213V58H209V55H210V53H212V49H211V51H209V52H202V50H203V48H201V47H204V46H206V45H209V43H210V40L208 39V37H207V29H205V27H201V26H199V27H201L202 28V30H200V28L197 26ZM249 25V24H248ZM19 26V25H18ZM66 26H67V24H66ZM66 26H64V27H66ZM102 26V25H101ZM109 26L107 27L108 28V31L107 30H105V32L107 31V33H108V35H107V33L105 34L104 32H103V34H105V35H107L106 37H108V36H110V37H112V38H116V39H120L121 38V32L122 31H120V30H118V29H115V28H112L113 26L111 25L110 26V28H109ZM150 26V25H149ZM148 26V27H149ZM152 26H153V24H152ZM151 26V27H152ZM195 26V25H194ZM203 26V25H202ZM208 26V25H207ZM230 26V25H229ZM5 27V26H4ZM68 27V26H67ZM98 27H100V26H98ZM98 27H97V29H98ZM115 27V26H114ZM5 28H7V27H5ZM80 28V27H79ZM93 28V27H92ZM92 28H90V30L92 29ZM95 29H93L94 31L93 32H95V30H96V27H94ZM104 28H105V26H104ZM104 28H103V30H104ZM227 28V27H226ZM244 28V27H243ZM249 28V27H248ZM262 28V27H261ZM260 27H254L253 29H251L250 31H248V35L250 36V38H251V43H253V44H259V45H262V46H264V31L261 29ZM15 29V28H14ZM17 29L20 31V33H18V34H21L22 35V33H24V27L23 26H19V27H17ZM16 29V30H17ZM101 29L102 28H100V31H101ZM123 29V28H122ZM149 29H150V27H149ZM89 30V34H90V32H92V31H90ZM151 30V29H150ZM153 31V30H152ZM227 31H228V28H227ZM226 31V32H227ZM46 32V33H47ZM231 32V31H230ZM62 33V32H61ZM69 33H71L70 31H69ZM63 34H64V32H63ZM82 34V33H81ZM93 33H91V36H94V37H91V39L92 38H95V37H101V35H95V34H93ZM96 34H102V32H96ZM102 34V35H103ZM69 35V34H68ZM73 34H71V36H72ZM104 35V36H105ZM134 35H135V32H134ZM227 35H229V34H227ZM20 36V35H19ZM32 36H31V38H32ZM39 36H40V34H39ZM65 36V35H64ZM70 36V37H71ZM76 37V34H74L73 35V37ZM103 36V37H104ZM133 36V35H132ZM54 37V36H53ZM52 37V39L55 41V39ZM68 36L66 35V38H67ZM69 38L70 40L71 39H77V38ZM82 37V38H81ZM84 36L82 35H80V43H81V41H83L82 43H84V46H83V44L81 43V46H83L84 47V49H82L81 47H80V49H82V52H83V50H84V52H83V54H79L78 52H77V49H76V51H73V48H70V49H72L71 51L69 50L68 51V49H67V51L66 52H68V53H70L71 54V59H72V52H76V53H78V54H76V55H74V57L75 56H78L79 57V55H80V57H79V59H78V57H75V58H73V60L75 59L76 60V58H77V62H75V63H73V64H75V65H71L70 66V68H71V71L73 72V71H75L76 73H75V75L74 76H76V78H73V83H71V81L69 82L68 80H70V79H68L67 81H68V83H67V81L64 79V81L63 82H65L66 81V83L63 85L61 82H59L58 81V79L56 78V75L58 76V74L56 73V75H54L55 73H51V72H53V70L50 68L51 66L50 65H52V67H53V63H52V60L54 59L53 57L54 56H52V59L50 60L51 61V63H49V65H46L45 63H44V61L45 60H42L41 58H42V56H43V54H44V52H41V51H44V50H40L39 52L40 53H42V54H40L39 52H38V54H40V57L39 56H37L36 55V57H39V58H32L31 57V59L29 58V59H25L24 61H21V60H16V58H14L13 60H11V61H9V60H7L6 58H7V55H6V58H4L6 61H9L8 63L10 64L9 65V67H7V68H9V70H13L14 71V73H16V71H17V76H19V78L20 79H23L22 81H25L26 80V83L28 84V86L29 85H31V86H33L34 88H35V92L34 91H31V90H29V91H27V92H31V93H33L34 92V96L33 97H29V98H27L26 97V93H24L23 92V90L25 89L24 88V86H26V84H24L23 85V90H18V87H19V85H13L11 82L13 81V79L15 78L16 79V77H15V75L14 74H12V77H13V79L10 77V76H8V75H5V74H9L10 72H8V73H6L7 72V70H6V72H5V74L2 76V72L6 69L5 67H2V68H4V70L2 71V72H0L1 73V75H0V188H5V189H11L10 191H11V193L14 195V199L16 200H19V199H21L26 193V189H27V191L29 192L30 191V189L28 190V188H29V186H30V188H32L33 189V196H34V193L37 191V194H38V191L39 190H41L42 188H43V190L45 189V188H47V187H50L51 188V186L52 185H55L56 183H61L60 182V179H62V176L61 175H63V173H62V171L64 172L65 170H67V171H65L64 172V174H66L67 175V173H68V175L67 176H65L66 178L65 179H62L63 181H65L64 183L66 184V185H73L74 186V184H75V186H76V184H77V182L76 183H74L73 182V180H75V178L77 179L79 176L81 177V179L83 180V178H84V180H85V182L83 181V183H85V184H89V187H92V185H94V184H90L91 182H94V183H97L98 181L100 182V184H99V186L98 187H102V185H103V187H104V184H106L105 185V187H108L107 185H108V183H109V185L112 183V185L111 186H113L115 183H120L119 184V186L121 185V183L124 181L123 179H124V174H126V176H127V178L128 179H131V180H129V182H127V184H126V182L124 183V185L122 186L121 185V191H122V188L123 189H125L126 190V188L128 189V187L130 188L129 190H132V188L135 190V188L136 189H138V187L140 186V184H141V182H143L142 184L144 185V188H145V186L146 187H148V188H145V189H143V188H141V191H143L144 192V195L146 194V196H145V198H149V196H152L151 197V200H153V197L155 196H153V194H152V192H154L153 190H155V191H158L159 192V195H160V193H163V195H164V188H162V185L160 184V182H159V179L157 180L155 177H151V179L149 180L147 177H146V175H148V173H150V174H153L152 173V171H151V167L149 166L148 168H144L145 169V173H146V175H144L145 177H141L140 179H138L135 175L136 174H134V176L131 178L130 176H131V174H130V176H128L127 175V173H124L123 171H122V169H124L123 167H121L122 169H117L116 170V167H117V164H119V161L117 160L118 158H120L122 155H125L126 156V158H128V157H131V158H134V161L132 162V164H130V161H129V164L131 165V167L133 168V167H137V163H134V162H137V161H139L138 159H137V161H136V159L135 158H139V157H142V156H140V152L138 153L139 155H137V152L138 151H136L134 148H136V147H130L129 148V146L131 145L130 143V145H128L127 143L128 142H131L132 140L131 139H133V141H134V138H130L129 137V139L131 140V141H129V140H127L126 139V137H127V135H124V133L122 134L123 135V137L124 136H126V137H124V139L127 141V143H126V145L128 146L127 148H124V150H123V144H122V148H120V149H122V150H118V151H115V153L113 152V150H114V148H112V147H110L111 146V143H109L108 145H107V143L106 142H104V141H106V140H104V141H102V139H101V137H99L98 138V134L100 135V133H108V131H109V129H111L110 131H112V129H122L121 131H123V130H125V129H123V128H127V127H129V126H131L132 127V130L135 132H132L131 130L129 131V129H131V127L130 128H128V129H126L125 131H127L128 130V133H125V134H129L130 136L134 133V135L136 134V133H138L137 135L139 136V138H138V140L139 141H141L140 143H144V140H148V138L147 137H150L151 138V140L149 139V141H151V142H149V144H148V141H147V144H146V146L147 145H149L150 146V144H151V147H150V149L149 150H151V148H152V146L153 145H155V138H157L156 136H158V137H160L159 138V140L160 141H162V145L168 150V151H170V152H174V143L173 144H170L169 143V139L167 138V136H164V131L163 130H161V129H159V128H157L156 126V128L154 127V126H151V124H149V123H146L145 122V119H144V117H142L141 115H140V117H139V115H135L134 114V111L132 110V114H131V110H130V106H127L128 104L127 103H125V105L123 106L121 103V105H120V107H118V108H116L117 107V103H118V105H119V102L120 101H118L119 99H123V97H124V99L122 100L121 99V101H122V103H123V101L124 100H126V102H129V104H131L132 103V105H133V107L134 106H138L137 105V93H136V91H137V89H139V88H141V90L143 89L144 90V87H143V77H145V78H147V69H146V67L144 66V65H140V64H138V63H135V61H134V59H133V62H130V61H132V60H127V62H124L123 61V63L121 62V63H118L117 65L118 66H116V63H115V65H114V62L113 61H111V59H112V56H111V54L112 55H117V57H113L114 58V60L116 61L117 59H118V54L117 53H113L112 51L110 52L109 51V53H111L110 54V56H109V53L107 54V53H105V51L107 50L106 48V50L104 49V45H105V42H104V45L103 46H101V47H103V49L105 50L104 51V60L106 59V61H107V63H108V59L110 58V64L109 65H111V62H113V64L112 65H114V67H115V69H116V71H117V75H116V77H113V76H110V77H108L106 74H105V70L103 71V70H101V68L103 67V66H105L106 68L108 67L107 66V63L105 62V64L104 63H101V59H98V61H97V63L99 62V60H101L98 64L96 63V65H95V62H93L94 60H93V58H94V55H96V57H97V54H96V51H94L93 50V48H95V50H97V48L96 47H94L93 45H92V43H90L92 46H93V48L91 49V45L89 44V43H87V42H89V40L87 39V38H83ZM131 37V36H130ZM169 36H168V38H170ZM29 38V39H28ZM26 40L31 44L32 42L34 43V40H36V39H34V37H33V41L31 42L30 41V37H28ZM40 38V37H39ZM39 38H38V42H39ZM49 38V37H48ZM230 38V37H229ZM232 38V37H231ZM51 39V40H52ZM68 39V40H69ZM89 39H90V37H89ZM99 39V38H98ZM101 39H102V41H103V39L104 38H102L101 37ZM100 39V40H101ZM107 38H105V40H106ZM134 39V38H133ZM25 40V41H26ZM32 40V39H31ZM57 40V39H56ZM64 40V39H63ZM63 40H62V42H63ZM78 40V39H77ZM76 40V41H77ZM99 40V41H100ZM104 40V41H105ZM108 40V39H107ZM110 40V39H109ZM129 40V39H128ZM67 41V39H65V42ZM75 41V40H74ZM73 41V42H74ZM101 41V43H103ZM111 41V40H110ZM130 41H132V40H130ZM36 42H37V40H36ZM37 42V43H38ZM41 43H42V41H40ZM51 42V41H50ZM57 41H55L54 42V44L56 43ZM61 42V43H62ZM91 42V41H90ZM109 42V41H108ZM107 41H106V43H108ZM7 43H8V38H6V39H4V40H2L1 38H0V55H3V53L5 52V47L7 46ZM33 43H32V45H30V46H33ZM57 43H59L60 44V41H58ZM64 43V42H63ZM67 43L68 44H70V43H72V41L71 42H69V41H67ZM96 43V42H95ZM225 43H227L228 45H231L232 46V49H235V48H238L237 49V51L239 50L240 51V49H242V47H238V45L236 44V43H234V42H232V41H228V42H225ZM65 44V43H64ZM73 44V43H72ZM75 44H76V46L79 44H77L76 42H75ZM87 44H89L90 46H88ZM133 44V43H132ZM232 44H234V45H232ZM61 45H63V44H61ZM61 45H59L60 47H62ZM66 45V44H65ZM101 45V44H100ZM133 45H136V44H133ZM34 46H37V44L35 45L34 44ZM38 46H39V43H38ZM41 46V45H40ZM53 46H55V45H53ZM58 46V47H59ZM68 46V45H67ZM71 46V45H70ZM74 46V45H73ZM75 46V47H76ZM79 46H80V44H79ZM78 46V47H79ZM108 46V45H107ZM58 47H56L54 50H58V52L60 51V50H62L63 51V48L61 49V48H59V49H57ZM105 47H106V45H105ZM235 47V48H234ZM259 47V46H258ZM51 48V47H50ZM50 48H48V49H50ZM53 48V47H52ZM51 48V49H52ZM240 48V49H239ZM102 49V48H101ZM103 49L101 50V52L103 51ZM252 49V48H251ZM47 50V49H46ZM45 50V51H46ZM53 50V49H52ZM65 50V49H64ZM75 50V49H74ZM79 50V49H78ZM163 49H161V51H162ZM164 50H166V48L164 47ZM169 50H170V48H169ZM254 50H256L257 52H258V54L256 53V52H254V53H252V52H244V53H246V57H244V62H245V59H247L246 60V62H247V64L248 65H250L251 67H252V70H253V72H254V74L255 75H258V76H260L261 78H264V52L263 51H260L259 49H254ZM49 51H51V50H49ZM48 51V52H49ZM99 51V50H98ZM167 51H168V49H167ZM234 51V50H233ZM236 51V52H237ZM65 52V51H64ZM94 52H95V54H94ZM101 52H100V54H101ZM47 53V52H46ZM45 53V54H46ZM97 53H99V52H97ZM200 53H201V55H200ZM15 54H16V57H23L22 55H21V53L19 52V51H15ZM35 54V53H34ZM34 54H32V55H34ZM47 54H49V56H50V54L52 55H54V53L51 51V53L49 52V53H47ZM46 54V55H47ZM58 54V53H57ZM59 54H61V56H62V52L61 53H59ZM58 54V55H59ZM66 54V53H65ZM70 54H68L69 56H70ZM100 54H98L99 56H100ZM42 55V56H41ZM82 55V56H81ZM105 55H107L106 56V58H105ZM198 55H200L199 57H198ZM45 56V55H44ZM43 56V58H45ZM65 56V55H64ZM109 56V57H108ZM161 56V55H160ZM239 56L240 57H242L241 56V54L239 53ZM238 56V57H239ZM245 56V55H244ZM1 57V56H0ZM58 57V56H57ZM63 57V56H62ZM65 57H67V55L65 56ZM95 57V58H96ZM122 57V56H121ZM239 57V58H240ZM2 58V57H1ZM56 58V57H55ZM68 58V57H67ZM99 58V57H98ZM101 58V57H100ZM162 58H163V56H162ZM161 58V59H162ZM169 58H170V56H169ZM22 59V58H21ZM48 58H46V60H47ZM50 59V58H49ZM62 59V58H61ZM70 58H69V60H71ZM259 60V61H262L261 62V64H252V61L253 60ZM5 60H0L1 62H4ZM55 60V59H54ZM65 60H66V58H65ZM68 60V61H69ZM74 60V61H75ZM93 60V61H92ZM95 60H97V59H95ZM121 60H122V58H121ZM124 60V59H123ZM242 60H243V57H242ZM16 61H17V63H16ZM19 61H20V63H19ZM119 61V60H118ZM169 61V60H168ZM1 62H0V64H1ZM47 62H49L48 60H47ZM46 62V63H47ZM71 62H72V60H71ZM165 62V61H164ZM5 63V62H4ZM101 63V64H100ZM48 64V63H47ZM104 64V65H103ZM2 65H6V64H3L2 63ZM66 65H68V64H66ZM69 65H70V62H69ZM68 65V66H69ZM101 65H103V66H101ZM170 65V64H169ZM247 65V66H248ZM7 66V65H6ZM55 66V65H54ZM1 67V66H0ZM19 68V70H18V68ZM56 67V71L58 72V68H57V66H55ZM65 67V66H64ZM67 67V66H66ZM168 67V66H167ZM69 68V67H68ZM55 69V68H54ZM169 69H170V67H169ZM67 70V69H66ZM198 70V71H197ZM62 71V70H61ZM64 71H65V68H64ZM68 71V70H67ZM70 71V72H71ZM116 71H115V73H116ZM175 71V70H174ZM63 72V71H62ZM77 74V75H76ZM4 76H8V81H6L5 80V78H4ZM62 76H64V75H62ZM73 76V77H74ZM10 77V78H9ZM83 78H87V80L90 82V83H92V84H90V88L92 89V87H93V85L95 86V84L94 83H96V85H97V87L95 86V88H93V91L95 90L96 91V93H93V91H91V90H89V93H90V91H91V94L93 93V95H91V96H93L94 98L96 97V96H94V94H96L97 96H99V98L97 97V99H99L100 100V96H102V98H105V96L103 97V94H101V91L103 90V88H104V86H105V84L107 85L108 83H109V90L112 92V94L114 93V91L115 92H117V91H119V92H117V93H123L124 94V96H120L119 98H118V100L117 99H115V97H116V93H114L113 94V96H115L114 97V99L115 100H117V102H115V100H114V103H116L115 105L116 106H114L113 104H112V106H111V102H113V101H109L108 99H110L111 98V96L110 95H106L107 96V100L105 101L106 102V106H108L109 104V102H110V105H109V107L110 108H112L113 106L116 108V110H114L113 109V111H115V113L113 112V114H111V112H109V114H111L110 115V118H109V116L107 117V118H109L108 120H106L105 118L103 119V117H104V108H106V106H101V108H99V106L98 105H96V104H94L95 102H101L102 103V101L103 100H101V101H95V99H93L94 101H91L94 105H96V108H95V110H97V108H99L101 111H102V115H103V117H101L100 118V120L102 119V121H99V119L98 120H96V118L97 117H94V116H92L91 115V117H94V118H91L90 119V117L89 116H87L86 117V115L84 116V118H86V119H84L85 121H84V123L85 122H88V123H90L91 122V124H92V126L94 125L95 126V128L97 127V129H98V133L96 134V133H94V132H92V133H94V134H96V136L97 137H92V135H90V132H89V130H88V132H89V135H85V134H83V131L81 132V129H82V127L81 126H76L75 127V125L77 124H75V123H69V122H67V121H65V120H58L57 119V117H56V114L55 113H53V111H54V109H56V107H60V105H58L59 104V102H60V100L63 98V97H67L68 99H69V101L70 102H72V103H79V104H81L82 105V107H87V106H89V105H91V104H89L88 105V103H89V101L90 100H92V99H90V98H92V97H90V94H88V91H87V94L85 93L86 92V90L84 91V95H82V90H84V89H80L81 88V83L83 82L82 81V79ZM108 78H110V79H114V80H111L110 82L108 81L109 79ZM9 79H11V82H9ZM25 79V80H24ZM59 79H60V77H59ZM84 80V79H83ZM87 80H84V82L86 83V86H87ZM102 80H106L107 81V83H105L103 86H101L100 88L102 89V90H100V92L99 91H97L96 90V88L98 89V83L100 82V81H102ZM106 81H104V82H106ZM14 82H15V80H14ZM83 82V83H84ZM16 83V82H15ZM84 83V84H85ZM147 83H148V81H147ZM204 83H206V82H200V87H201V89L198 91V96H203V93L205 94H207V95H209V92H208V90L204 87ZM67 84V85H66ZM84 84H83V88H84ZM99 84H103V83H99ZM166 84V83H165ZM191 84V83H190ZM190 84L189 83H187V86H190ZM89 85V84H88ZM91 85H92V87H91ZM108 86V85H107ZM107 86H105V87H107ZM89 87V86H88ZM103 87V88H102ZM173 87H174V85H173ZM17 88V89H16ZM27 88V87H26ZM16 89V90H15ZM20 89H21V87H20ZM28 89V88H27ZM87 89V88H86ZM89 89V88H88ZM145 89H146V87H145ZM174 90H175V88H174ZM97 92L99 93V94H97ZM105 93L107 92V90H105L104 91ZM103 92V93H104ZM110 93V92H109ZM108 92H107V94H109ZM30 95V94H29ZM85 95H89V99H88V97L87 96H85ZM105 95V94H104ZM2 96H4V98H2ZM145 96H147L146 94H145ZM118 97V96H117ZM144 97V96H143ZM6 98H15V99H17V101L20 103V104H15V102H17V101H14V103H11L10 101H8V99H6ZM96 99V100H97ZM113 99V97L111 98V100ZM147 99V98H146ZM198 100V99H197ZM29 101V103H28V106H26V105H23L24 103H27V102ZM109 101V102H108ZM140 101V100H139ZM178 101V100H177ZM199 101V100H198ZM90 102V103H91ZM104 102V103H105ZM125 102V101H124ZM175 102H176V100L174 101V105H176L175 104ZM192 102V101H191ZM204 102V101H203ZM136 103V105H134ZM146 103H148V101H146ZM55 105L56 107L54 108L53 106H51V105ZM263 104H264V102H263ZM132 105H131V107H132ZM98 106V107H97ZM145 106H147V105H145ZM145 106H144V108H145ZM90 107V106H89ZM128 107H129V109H128ZM132 107V108H133ZM91 108H94L93 106H91ZM135 108V107H134ZM137 108V107H136ZM148 108H150V107H148ZM85 109H87V108H85ZM90 109V108H89ZM147 109V108H146ZM66 110V109H65ZM88 110V109H87ZM99 110V111H100ZM111 110V109H110ZM129 110V111H128ZM147 110H149V109H147ZM94 110L92 109V112H93ZM87 112H89V111H87ZM86 112V113H87ZM90 112H91V110H90ZM106 112H107V110H106ZM61 113V112H60ZM101 113V112H100ZM253 113H259V109H258V106H255L254 108H253ZM90 114V113H89ZM93 114V113H92ZM99 114V113H98ZM136 116V119L138 118V120L137 121H134V120H136V119H134V115ZM101 114L100 115H98L99 117L100 116H102ZM61 116V115H60ZM134 116V117H133ZM89 117V118H88ZM106 117V116H105ZM143 118V120L142 119H140V118ZM199 117V116H198ZM92 119H95V120H92ZM181 118H178V120L177 119H175L176 121H179ZM174 120V119H173ZM72 121V120H71ZM70 121V122H71ZM98 121V122H97ZM75 122V121H74ZM100 122V123H99ZM78 124H80V123H78ZM86 124V123H85ZM133 124V125H132ZM81 125V124H80ZM84 124H82V126H83ZM127 125V126H126ZM42 126H44L45 127V132H46V137H51V139L50 138H47L48 140H50V142L52 141V143H50L49 145H48V143H46L45 145H40V143H42L43 142V140H41V138H40V132H41V127ZM78 127H79V129H78ZM80 127H81V129H80ZM107 129H108V131H107ZM87 130V129H86ZM84 131H85V129H84ZM92 131V130H91ZM117 131H120V130H117ZM130 132V133H129ZM131 132H132V134H131ZM91 133V134H92ZM71 134H73V137H74V139L76 140V139H78V141L77 142H83V140L85 141V139L89 142V140L88 139H90L91 141L89 142V143H91V142H93V144L91 145V144H88L87 146H93L92 148L93 149H96L97 151H99V152H101V155H103L102 153H108V152H112V154H114V155H116V157H118L116 160H115V163H116V161H117V164H115V163H112L111 165H109V163H108V165H104L106 168L108 167V169H109V174H104L102 171L100 172L97 168H96V160L100 157V153L99 152H96L97 154H99V157L98 158H96V156L94 155L95 153H94V151L92 152V151H90L89 149V151L87 150L86 151V148L84 149V148H80V147H78V146H76V144H77V142H76V144L75 143H73V141H69V139L70 138H68L67 136H69L70 135V137H71ZM104 134V135H105ZM109 135L111 134L110 132L108 133ZM115 134V133H114ZM119 134H121V132L119 133ZM107 135V134H106ZM122 135H121V137H122ZM141 135V136H140ZM151 135H153V137L151 136ZM155 135V136H154ZM116 137H117V135H115ZM121 137H120V139H121ZM132 137V136H131ZM133 137H136V136H133ZM143 139H142V138ZM155 137V138H154ZM110 136H109V140H110ZM113 138H114V135H113ZM113 138H111V139H113ZM119 138V137H118ZM140 138H141V140H140ZM56 139H58V140H60L59 142H61V145L60 146H58V142H55L56 141ZM73 139V138H72ZM73 139V140H74ZM104 139V138H103ZM57 140V141H58ZM109 140H107V141H109ZM123 140V139H122ZM157 140H158V138H157ZM218 140H219V138H218ZM132 141V142H133ZM135 141H137V138H135ZM143 141V142H142ZM160 141H158V142H160ZM215 141V140H214ZM222 141V140H221ZM221 141H220V145H221ZM47 142V141H46ZM87 142V143H88ZM111 142H114V140L113 141H111ZM116 142V141H115ZM131 142V143H132ZM190 142V141H189ZM85 143V142H84ZM117 143V142H116ZM115 143V144H116ZM119 143V142H118ZM137 142H134V144H136ZM154 143V144H153ZM222 143H223V141H222ZM44 144V143H43ZM79 144V143H78ZM86 144V143H85ZM139 144V143H138ZM137 144V145H138ZM217 144H219V143H217ZM48 145V146H47ZM110 145V146H109ZM121 144H117V148L116 149H118L119 147L118 146H120ZM140 145V144H139ZM142 145V144H141ZM135 146V145H134ZM145 146V145H144ZM145 146V147H146ZM157 146H158V144H157ZM161 145H160V143H159V147H160ZM163 146H161L162 148H163ZM114 147V146H113ZM126 147V146H125ZM139 147V146H138ZM138 147H137V149H138ZM222 147V146H221ZM140 148V151L141 152H143L144 151V149H141V146L139 147ZM63 149V152L61 151ZM154 149V148H153ZM156 149V148H155ZM200 148H199V146H196V144L194 143V152L196 153V151H198ZM135 150V151H134ZM139 150V149H138ZM146 150H148V149H146ZM146 150H145V152H146ZM148 150V151H149ZM157 150V149H156ZM206 152H205V157L207 158L206 159V163L203 165L204 166V168H205V171L204 170H202L201 168V166H197L196 164H192V168H194V169H192L194 172H196V174H197V172H200V173H203V176L202 175H200L201 176V178H200V185H199V187L200 188H202V191H203V193H204V196H203V198L205 199L206 198V202H207V207L205 208V210L202 208L203 206H202V204H201V201L200 200H196V199H191V200H189V199H187V198H185L186 200L184 201V202H179V200L177 201V199H176V202H179L178 204H177V206H181L182 207V214H184L183 212H185V214L184 215H182V214H180L181 216H183V217H189V219L188 220H183V221H180V219H179V217H178V220H176L175 218L178 216L177 214L178 213H176V216H175V213L173 214V213H170L169 211H171V210H169V209H165V210H168V212L166 213V214H164L163 212H162V214H164L163 216H164V218H163V220H166L167 222H169V224L171 223V224H174L173 226H175V225H180V226H184V227H187V228H189L190 230H192V232L194 233V235L193 236H191L190 237V235L188 236L187 234L188 233H185L186 235L185 236H187V238L188 239H186V237L185 236H183V235H181V236H183L184 237V239L185 240H189V237H190V244H191V242L193 243L192 244V246L194 245V244H197V246L196 245H194L196 248L197 247H200L201 248V250H198V248L196 249L195 247H190V248H185V249H187L186 251H184L182 254H184L185 256L188 254L190 257H188V255H187V257H188V259H189V261L190 260H193V259H191L193 256L195 257H200L199 258V261H201V264H235V263H237L238 264V262L236 261V258H235V253H237L238 255L240 254V253H242L243 251H242V247H243V244L245 243V241L247 240V236H248V232H251V231H248L247 229H249L250 228V222H249V220L247 221L245 218H244V216L242 215V213H241V210H242V208L241 209H239V210H236L234 207H233V204L232 203H230V201H223L222 200V198L223 197H226V196H223L222 194H218V192L219 193H221V192H223V191H225L227 188L225 187L226 185H225V182H224V180H222V179H220L219 177H218V175H219V173L216 171V172H214L215 171V169H217L216 168V165H219V163L220 162H218V159H217V157H216V155L215 154H213V152L211 151V146L210 145H206ZM204 150V151H205ZM61 151V152H60ZM72 155V157L75 159V160H73V159H70V158H72L70 155H69V159L71 160H68L67 158H68V152ZM163 151V150H162ZM67 152V153H66ZM92 152V153H91ZM145 152H143V154H141V155H143V157H144V153ZM150 152V151H149ZM177 152V151H176ZM219 152L220 153H226L225 152V150H223L222 148L219 150ZM66 153V154H65ZM94 153V154H93ZM65 154V155H64ZM152 154H154V153H152ZM151 154V152H150V156L152 155ZM155 154H156V151H155ZM161 154V153H160ZM200 154V153H199ZM66 155H67V158H66ZM108 155V154H107ZM113 155V156H114ZM157 155V154H156ZM111 156V153L109 154V157ZM128 156V157H127ZM132 156H139V157H132ZM145 156H146V153H145ZM149 156V155H148ZM147 156V157H148ZM153 156V155H152ZM158 156H159V154H158ZM163 156V155H162ZM116 157H113V158H116ZM123 157V156H122ZM124 158V157H123ZM123 158H121L122 159V162H123ZM152 158V157H151ZM151 158H148V160L149 159H151ZM68 160V161H66V160ZM110 159H112V158H110ZM204 159V158H203ZM113 161H114V159H112ZM129 160H131V159H129ZM133 160V159H132ZM147 160V161H148ZM153 161H154V159H152ZM162 160V159H161ZM205 160V159H204ZM208 160V161H207ZM121 161V160H120ZM146 161V162H147ZM151 161V160H150ZM155 161H156V159H155ZM251 165L249 164V167L247 166V169H249L248 171L250 172V170H251V172L252 171H254V170H260L261 169V166L263 165L262 163H261V161L259 160V158H257V157H253L251 160ZM105 162V161H104ZM111 162V161H110ZM122 162L120 163V164H122ZM126 163H127V159H126V161H125ZM124 162V163H125ZM152 163V162H151ZM157 163V162H156ZM247 163H249V161L247 162ZM107 164V163H106ZM122 165H124V164H122ZM141 165V164H140ZM118 166H120V165H118ZM104 167V170L106 169ZM128 167H129V165H128ZM141 167V166H140ZM147 167V166H146ZM65 168H67V169H65ZM127 168V167H126ZM203 168V169H204ZM63 169H65V170H63ZM101 169V168H100ZM108 169H106V170H108ZM134 169V168H133ZM143 168H141V170H144ZM146 169H148V170H150L151 172H147V170ZM14 171V173L12 172V171ZM118 170H121V171H118ZM136 170H137V168H136ZM191 170V171H192ZM10 171V172H9ZM111 171V172H110ZM130 172V171H129ZM141 172V171H140ZM144 172V171H143ZM182 172H184V174L185 175H187L186 173H187V170H183ZM214 172V173H213ZM250 172V173H251ZM106 173H107V171H106ZM135 173V172H134ZM142 173V172H141ZM200 173H198V174H200ZM247 173V172H246ZM37 174V175H36ZM248 174V173H247ZM154 175V174H153ZM113 176V177H112ZM115 176V177H114ZM155 176V175H154ZM64 177V176H63ZM83 177V178H82ZM139 177V176H138ZM115 178V179H114ZM126 178V179H127ZM80 179V180H81ZM61 180V181H62ZM79 180V179H78ZM97 181V182H95V181ZM126 181V180H125ZM170 181V180H169ZM27 184L28 185V187L26 186L25 188H23L24 187V185H23V187H21L20 188V190H18L17 188H15V187H10L9 188V185H14V184ZM114 183V184H113ZM118 184H115L116 186L118 185ZM123 184V183H122ZM174 184H175V182H174ZM173 184V185H174ZM91 185V186H90ZM96 185H98V184H96ZM176 185V184H175ZM14 186H17V185H14ZM70 186V187H71ZM72 186V187H73ZM87 186V185H86ZM86 186H79V185H77V187H74V188H77V189H80V190H84L85 191V194L86 195H88L89 197H92L93 198V196L94 195H91L90 193H89V191H90V188H88V187H86ZM119 186H117V190L119 189L118 187ZM126 186H128V187H126ZM56 187V186H55ZM60 187V186H59ZM124 187H126V188H124ZM141 187V186H140ZM193 187H195L194 185H193ZM110 187H108V188H103V189H109ZM113 188H114V186H113ZM112 188V189H113ZM92 189V188H91ZM97 189V188H96ZM100 189V188H99ZM146 189H152L151 190V192H149L148 190H146ZM34 190H36V191H34ZM43 190L41 191V192H43ZM125 190H123L124 192H126ZM133 190V191H134ZM45 191V190H44ZM123 191H122V194H124L123 193ZM135 191H137V190H135ZM134 191V192H135ZM175 191V190H174ZM2 192V191H1ZM117 192V191H116ZM128 192V191H127ZM130 192V191H129ZM133 192V193H134ZM147 192H148V195L149 196H147ZM166 192H167V190H166ZM176 192V191H175ZM174 192V193H175ZM177 192H179V191H177ZM4 193H5V195H7L6 194V192H4L3 191V194H0V207H1V205L3 204V200H1L3 197V195H4ZM24 193V194H23ZM50 193V192H49ZM117 193H121L120 191L119 192H117ZM136 193V192H135ZM171 193V192H170ZM29 194V193H28ZM42 194V193H41ZM120 195L119 197H121V196H123V195ZM130 194V193H129ZM132 194V193H131ZM201 194H202V192H201ZM216 194H218V195H216ZM31 194H30V196H32ZM35 195H36V193H35ZM79 195H81V194H74V196L76 197V199L77 198H79V197H81V199H80V201L81 200H84V199H86V198H84V199H82V195L81 196H79ZM86 195H85V197H86ZM125 196H124V198H127V195L126 194H124ZM136 195H138V193L136 194ZM135 195V196H136ZM139 195H140V197H141V194H140V192H139ZM144 195H142V197H144ZM159 195H157L156 197H158ZM163 195H162V197H163ZM167 195V194H166ZM177 195V194H176ZM183 195V194H182ZM8 196H10V195H8ZM27 196V195H26ZM29 196V197H30ZM37 196V195H36ZM35 196V197H36ZM101 196V195H100ZM116 196H117V194H116ZM172 196V195H171ZM178 196H180V195H178ZM177 196V197H178ZM29 197H27V198H29ZM95 197V196H94ZM118 197V196H117ZM155 197V198H156ZM166 197V196H165ZM167 197H169V196H167ZM174 197H176V196H174ZM173 197V198H174ZM180 197H182V196H180ZM179 197V198H180ZM183 197H185V196H183ZM12 198V197H11ZM96 198V197H95ZM98 198H99V196H98ZM123 198V197H122ZM136 198V197H135ZM144 198V199H145ZM171 197H169V199H170ZM195 198V197H194ZM25 199V198H24ZM31 199V198H30ZM33 199V198H32ZM35 199V198H34ZM73 199V198H72ZM97 199V198H96ZM100 199H102V197L100 198ZM128 199H129V197H128ZM172 199V198H171ZM7 200H10V199H8L7 198ZM99 200V199H98ZM108 200H110V199H108ZM125 200V199H124ZM142 200V199H141ZM22 201V200H21ZM26 201V200H25ZM73 201V200H72ZM75 201V200H74ZM110 201H113V200H110ZM128 201V200H127ZM63 202V201H62ZM71 202V201H70ZM106 202H107V200H106ZM72 203H74V202H72ZM76 203V202H75ZM104 203H105V200H104ZM103 203V204H104ZM122 203V202H121ZM120 203V204H121ZM171 203V202H170ZM23 204V203H22ZM21 204V205H22ZM27 204V203H26ZM124 204V203H123ZM174 204V203H173ZM78 205V204H77ZM92 205H94V204H92ZM115 205L117 206V203H115ZM114 205V206H115ZM15 206V205H14ZM17 207H18V203H17V205H16ZM15 206V207H16ZM61 206V205H60ZM74 206V205H73ZM110 206V205H109ZM112 206L113 205H111V208H109V209H111V211H115V212H117V213H115L114 212V214H116L117 216H115V218H113V219H115V221H118V219H120L121 217H119V216H127L128 218H129V220L131 219V221L130 222H127V223H125V222H123V218H124V216L121 218V222H114V220H112L111 218L113 217V212H112V217L109 215V217L110 218H108V220L110 219V220H112V222H108V221H106V222H103V220H101V218L102 219H105V220H107L106 218V214H103V215H106L105 217L103 216H101V213L99 214L100 216L98 217V215L97 214H95L94 213V211H90V212H88L86 215L87 216H89V217H91V218H89L88 217V220L89 219H93L92 218V214H94V216L96 215V217H94V218H96L95 220L93 219V220H89V221H87V219H86V222H84L83 220V223H85L86 224V226L85 227H83L84 226V224L83 223H80V222H82V221H80L79 220V223H80V225H79V223H78V225L81 227V228H83V229H81V228H78L77 226L74 228V224L73 225H71V226H69L68 224H70L71 222L73 223V221H71L70 223H67V225H65V226H61V224L59 225V223H60V217L58 218V216H61V213L58 211V212H56L55 213V211H54V209L52 210L51 208H49V210L50 211H52L51 213H52V215H50L51 213L49 212V210H48V213H50V214H48V215H50V217H49V219H50V221L52 222L53 221V226L52 227H46V229H45V226H44V230L45 231H40L41 233H42V237L41 236H39V237H41V238H36L37 237V235H34L33 236V234L31 233L32 231H30V228H28V227H31L30 225H31V223H32V226H33V224H34V222H31V223H26V219H27V217H25V216H28V215H22L21 217H23L24 219H23V221H22V223L23 222H25L26 224H25V226L23 225V228L25 227V229L26 228H28L29 229V233H27V230L28 229H26V233L25 232H22V233H20L19 231V233L18 234H24V236H22L21 235V237H22V241H17V243H15V241L12 243L11 241H13V240H5V236H10L11 234H13L12 232H14L13 230H15L17 227L15 226V225H8L7 226V228H8V230H7V232H4L3 233V235L4 236H2L3 238L1 239L0 238V260H4V261H6V262H10V263H24L25 262V260H27V255H29V257H33V259H32V261H34L35 262V264H52L51 262H47L46 260H49V259H47V257L46 256H44V249L45 248H47V250H49L48 249V246L49 247H51L52 245L53 246H55V245H57L58 243L59 244H62V245H65V248H68L69 247V245L71 244L72 245V243H70L69 244V242H70V240H72V239H74L75 238V241H76V238L78 237V235H75V234H78L77 232H79V231H77V230H82L83 231V234H84V239H85V246L86 247H94L95 246V244L96 243H98L99 244V242H106V243H104V244H102L101 243V245H99V247L96 249V251L97 250H99L100 249V251L98 252V254H96L97 255V257L99 256H101V257H103V258H105V257H107V258H109V259H111L112 261H114V264H121V262H119V261H122V259L119 257V255L121 254V252L119 253L118 251H116V250H118L116 247L118 246V245H120L121 244V242H118V241H122V242H125V243H127V242H131V241H133V242H131V243H129V244H126V245H132L133 243H137V244H140V246H141V244H142V241L140 242H138V241H136L135 239H134V236H139V234L141 235L142 234V236L143 237H146L145 235H147V237H148V235H150V234H153V233H155L156 232V230H154L155 232H151V231H153V229L151 230V231H148L147 230V228H146V230H144V229H142L141 227H143L144 228V226H141V227H139V225H138V223H139V221L138 220H140V218H141V216H138V215H135V214H129L128 212H130V211H126V213L124 212V210H120L122 207L121 206H123V205H118V207H121L120 209H116V207H113L112 208ZM172 206V205H171ZM179 206V207H180ZM11 207V206H10ZM52 207V206H51ZM76 207H78V206H76ZM105 207H106V205H105ZM173 207H175V206H173ZM53 208H55V206H53ZM176 208V207H175ZM174 208V209H175ZM92 209V208H91ZM122 209H126V208H122ZM181 209V208H180ZM184 209V210H183ZM24 210H25V207H24ZM27 210H28V208H27ZM56 211L58 210L57 208L55 209ZM79 210H80V208H79ZM78 210V211H79ZM82 210V209H81ZM85 210V213H86V209H83V211ZM88 210V209H87ZM247 210H249V207L247 208ZM1 211V210H0ZM54 211V212H53ZM80 212V214L81 213H83L84 215H85V213L84 212ZM172 211H177V209H175V210H172ZM181 210H179V212H180ZM2 212V211H1ZM96 212V211H95ZM165 212V211H164ZM249 212V211H248ZM89 213H91V215H89ZM157 213V212H156ZM160 213V215H161V212H159ZM36 214H37V212H36ZM39 214H40V212H39ZM82 214V217L81 218H79V219H82L83 218V215ZM168 214H170L169 216H167ZM57 216V219L55 218L54 220H55V222H54V220H51V217L52 216ZM85 215V216H86ZM39 216H42V215H39ZM38 215L36 216V217H39ZM74 216V215H73ZM162 216V215H161ZM162 216V217H163ZM20 217V218H21ZM28 217H30V216H28ZM63 217H64V215H63ZM77 217V216H76ZM119 217V218H118ZM26 218V219H25ZM53 218V217H52ZM66 218L67 217H65L64 218V221H66ZM77 218V219H78ZM87 218V217H86ZM116 218H117V220H116ZM22 219V218H21ZM76 219V218H75ZM141 219H143V218H141ZM183 219V218H182ZM256 219V218H255ZM56 220H57V222H58V220H59V222L57 223V225H55L56 224ZM69 220V219H68ZM101 220V221H100ZM129 220H126V221H129ZM15 221V220H14ZM17 221V220H16ZM19 221H20V219H19ZM40 221V220H39ZM41 221H42V219H41ZM61 221H63L62 220V218H61ZM133 221H136V222H133ZM138 221V222H137ZM253 221V220H252ZM48 222H49V220H48ZM67 222V221H66ZM74 222H75V220H74ZM78 222V221H77ZM104 224H107L108 223V225L110 226H107L106 227V225H105V227H104V225H103V227H104V229L101 227L102 226V224L103 223ZM114 222V223H113ZM165 222V221H164ZM195 222H196V224L197 223H199L198 225H200V227H197L196 225H195ZM248 222H249V226H248ZM16 223V225H18V223L17 222H14V224ZM20 223H21V221H20ZM22 223L20 224V225H18V227L20 226L21 227V225H22ZM36 223V222H35ZM39 223H42V222H39ZM113 223V224H112ZM8 224V223H7ZM12 224H13V222H12ZM62 224H63V222H62ZM64 224H66V223H64ZM63 224V225H64ZM99 224H101V226L99 225ZM112 224V225H111ZM168 224V225H169ZM41 225V224H40ZM75 225H76V223H75ZM138 225V226H137ZM15 226V227H14ZM26 226H28V227H26ZM72 226H73V228L74 229H76L77 228V230L75 231L73 228H72ZM98 226H100V227H98ZM1 231L3 232V231H5V230H3L2 229V224H1ZM5 227H6V225H5ZM19 227V228H20ZM38 227V226H37ZM22 228V227H21ZM22 228V229H23ZM47 228H50L49 230L47 229ZM98 228H99V230H98ZM106 228V229H105ZM168 228H169V226H168ZM177 228V227H176ZM175 227H174V229H176ZM182 228V227H181ZM21 229V230H22ZM25 229H23V230H25ZM37 229V228H36ZM72 229L75 231H72ZM93 229H95V230H93ZM101 229V230H100ZM151 228L149 227V230H150ZM170 229H173L172 227L170 228ZM170 229L169 230H167V228L165 229V231H163V232H157V233H155V234H153L154 235V237H156L157 238V241L158 242H165V244L166 245H168V243H170L171 245H172V247H174L175 249H176V246L178 247H180V248H182L181 247V238H180V235L179 234H184V232L182 233V231H181V233H180V231H178L179 232V234H177L176 233V230H175V233H172V231H170ZM178 229V228H177ZM251 229V228H250ZM17 230H18V228H17ZM84 230H86V231H84ZM12 231V232H11ZM16 231V230H15ZM34 229H33V233H34ZM46 231H48L46 234H45V236H44V232H46ZM71 231V232H70ZM82 231H80V232H82ZM87 231H89V232H87ZM222 231H225L226 232V234H228L229 236H230V238L231 239H228L225 235H223L222 234ZM1 232V233H2ZM80 232H79V236L81 237V235H80ZM92 232H94L92 235L93 236H95V233H96V236L95 237H99V239H95V240H93V239H87L88 237L87 236H89V238L90 237H92L91 235H89V234H91ZM16 233V232H15ZM85 233H88L87 234V236H85L86 234ZM252 233V232H251ZM37 234H39V233H37ZM98 234V235H97ZM14 236H15V234H13ZM17 235V234H16ZM39 235H41V234H39ZM56 235V237H54ZM100 235V236H99ZM12 236V235H11ZM13 236V237H14ZM77 236V237H76ZM249 236H251V234L249 235ZM17 237H19V236H17ZM80 237H78V238H80ZM87 237V238H86ZM154 237H152V238H154ZM6 238H9V237H6ZM155 238V239H156ZM15 239V238H14ZM21 239V238H20ZM135 241H134V240ZM141 240V239H140ZM74 241V242H75ZM80 241V239L78 240V242ZM77 242V241H76ZM14 243H15V245H14ZM19 243V244H18ZM25 243H28L27 244V246H29V248L26 246V244ZM52 243V244H51ZM120 243V244H119ZM187 244V242H184V244ZM50 244H51V246H50ZM146 244L147 245H149L150 246V244H148V243H144V241H143V246L145 245L146 246ZM183 244V245H184ZM33 245H37V247H39V249H35L34 247H33ZM123 245H125L124 243H123ZM170 245V246H171ZM174 245V246H173ZM120 246H122V244L120 245ZM120 246H119V250L121 249L120 248ZM142 246V247H143ZM186 246V245H185ZM59 247V246H58ZM72 247V246H71ZM70 247V248H71ZM97 247V246H96ZM104 247V248H103ZM131 247V246H130ZM134 247H135V245H134ZM137 247V246H136ZM153 247H154V249H152L151 247V249L153 250V252H154V250H155V246L153 245ZM171 247V249H172V251H173V248ZM178 247V248H179ZM64 248V247H63ZM64 248V249H65ZM103 248V249H102ZM115 248V249H114ZM122 248H126V247H124V246H122ZM144 248V247H143ZM148 248V247H147ZM149 248V249H150ZM157 248L160 250V248L157 246ZM156 248V249H157ZM179 248V249H180ZM204 250H203V249ZM59 249V248H58ZM92 249V248H91ZM145 249H146V247H145ZM157 249V250H158ZM164 248H162V250H163ZM60 250V249H59ZM59 250H54L53 249V251L54 252H56V251H59ZM93 250H95V248L93 249ZM115 250V251H114ZM158 250V251H159ZM167 250V249H166ZM30 251L32 252V251H34V253H30ZM75 251V250H74ZM81 251V250H80ZM83 251H85V250H83ZM89 251V250H88ZM91 251V250H90ZM107 251H109V252H107ZM121 251V250H120ZM124 251H126V250H123L122 251V253H124ZM150 251V250H149ZM157 251V253H158V256H159V252ZM170 251V250H169ZM179 250H177V251H173V253L175 252L176 253V255H175V253L174 254H171V255H168V256H166V255H164V254H166V253H164L163 255L165 256V257H168L169 258V256H171V257H174V258H176V261L180 258V260L181 259H187V257H182L183 255L181 254V252L183 251H180V252H178ZM203 251V252H202ZM206 251V252H205ZM241 251V252H240ZM250 251V250H249ZM28 252V253H27ZM71 252V251H70ZM92 252V251H91ZM94 252V251H93ZM103 252H106L107 254H109V257L108 256H105V254L103 253ZM116 252H118L117 254H116ZM166 252V251H165ZM240 252V253H239ZM24 253H26V254H24ZM52 253V254H51ZM78 253V252H77ZM81 254H82V252H80ZM79 253V254H80ZM89 253V252H88ZM87 253V254H88ZM101 253V254H100ZM157 253H156V251H155V254L157 255ZM168 253H170V252H168ZM167 253V254H168ZM172 253V252H171ZM250 253H251V251H250ZM49 254H51L50 256L51 257H53V256H55L56 254H59V252H56V254L55 255H53V252H52V250L50 251V253ZM86 254V253H85ZM95 254V253H94ZM115 254V256L116 255H118V257L119 258H117V256H116V258L113 256ZM124 254H126V253H124ZM130 253H127V258L129 259V258H131L130 257V255H129ZM162 254V253H161ZM161 254H160V256H161ZM65 256H66V254H64ZM70 255V254H69ZM73 255V254H72ZM83 255V254H82ZM82 255H78L79 257L80 256H82ZM181 255V256H180ZM193 255V256H192ZM93 256V255H92ZM123 256H125V255H122L121 254V257L123 258ZM129 256V257H128ZM192 256V257H191ZM237 256V255H236ZM48 257H49V255H48ZM68 257H70V256H68ZM67 257V258H68ZM72 257V256H71ZM98 257V258H99ZM164 257V258H165ZM193 257V258H194ZM196 257H195V259H194V261L196 262H198V259H196ZM249 257V255L247 256V258ZM75 258H76V256H75ZM82 258H84V257H82ZM87 258V257H86ZM133 258V257H132ZM136 257H134V259H135ZM60 259V258H59ZM69 259H71V258H69ZM72 259H74V258H72ZM77 259H80V258H76V260ZM185 259V260H186ZM187 259V260H188ZM202 259V260H201ZM56 260V259H55ZM82 260V259H81ZM124 260H126V257L124 258ZM123 260V261H124ZM136 260V259H135ZM154 260V259H153ZM152 260V261H153ZM156 260V259H155ZM167 260V259H166ZM169 260H171V258L169 259ZM168 260V261H169ZM179 260V261H180ZM53 261V260H52ZM80 261V260H79ZM89 261V260H88ZM107 261V260H106ZM105 261V262H106ZM138 261V260H137ZM171 261H175L174 259H172ZM184 261V260H183ZM182 261V262H183ZM55 262H58V261H55ZM60 262V261H59ZM82 262V261H81ZM84 262V261H83ZM110 262V261H109ZM117 262V263H116ZM136 261H134V263H135ZM62 263V262H61ZM60 263V264H61ZM104 263V262H103ZM179 263H181V262H179ZM32 264H34V263H32ZM54 264V263H53ZM55 264H57V263H55ZM59 264V263H58ZM198 264H199V262H198Z\"/></svg>",
  "mask_w": 264,
  "mask_h": 264
}]
</instances>
